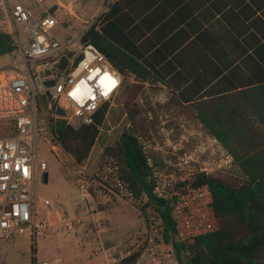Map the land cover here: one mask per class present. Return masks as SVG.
<instances>
[{
	"label": "built area",
	"instance_id": "1",
	"mask_svg": "<svg viewBox=\"0 0 264 264\" xmlns=\"http://www.w3.org/2000/svg\"><path fill=\"white\" fill-rule=\"evenodd\" d=\"M113 1L105 0L89 21L75 28L71 25L76 17L72 2L55 0L53 5L46 6V0H8L14 27L11 35L15 73L0 70V122L7 124L10 133L0 132V239L12 241L29 233L32 241H36L47 237L52 229L76 233L90 219L98 229L106 225L85 173L72 178L82 202V212L77 217L57 198L41 196L37 181L48 169L46 161L40 158L41 142L48 141L56 155L63 152L52 140L45 114L51 111L55 119L62 118L73 126V121L78 126L90 125L96 114L120 93L121 73L97 47L84 41L90 28H100ZM33 6L40 11L35 13ZM59 109L65 111L63 116L57 114ZM135 138L154 182V201L146 194L136 195L122 179L115 159L104 155L92 179L124 204L138 209L145 227L134 237L132 252L112 246L97 249V253L104 252L108 264H118L133 253L139 254L136 264H178L173 246L164 239L155 198L170 207L177 240L192 243L216 231L219 226L212 194L207 186H196L194 182L198 176H211L232 168L233 158L228 154L215 159L202 153L183 152L169 133L163 134L162 141L151 132L136 134ZM50 216L56 218L53 224ZM29 264L51 263L32 258Z\"/></svg>",
	"mask_w": 264,
	"mask_h": 264
},
{
	"label": "crops",
	"instance_id": "2",
	"mask_svg": "<svg viewBox=\"0 0 264 264\" xmlns=\"http://www.w3.org/2000/svg\"><path fill=\"white\" fill-rule=\"evenodd\" d=\"M116 1L106 11L113 12L106 23L110 38L150 68L154 83L183 105L264 80V0H123L119 6ZM78 174L49 197L73 217L82 212L80 191L72 183ZM100 198L107 221L102 229L90 219L76 233L52 229L36 241L29 233L0 239V263L29 264L37 258L51 264H108L97 249L118 246L132 252L134 237L145 227L141 213L116 199ZM55 220L50 216V223Z\"/></svg>",
	"mask_w": 264,
	"mask_h": 264
},
{
	"label": "trees",
	"instance_id": "3",
	"mask_svg": "<svg viewBox=\"0 0 264 264\" xmlns=\"http://www.w3.org/2000/svg\"><path fill=\"white\" fill-rule=\"evenodd\" d=\"M121 1L114 4L119 6ZM112 15L111 10L106 13L100 28H90L84 41L97 47L123 79H132L133 85L155 82L150 68L110 38L106 23ZM14 49L12 35L0 30V56H10ZM42 102L47 108L45 97ZM190 106L201 126L233 158L244 180L231 183L218 175L196 178L194 184L207 186L212 194L219 227L192 243L177 240L170 207L156 203L164 239L173 246L178 264H264V80L252 81L241 90L199 99ZM108 112L106 104L92 124L78 127L62 118H50L53 142L77 165H82L98 141ZM57 114L63 116L65 111L59 109ZM133 124L134 128L122 132L104 155L115 159L122 179L136 195L146 194L154 201V182L134 134L141 126L136 121ZM138 257V253H133L118 264H136Z\"/></svg>",
	"mask_w": 264,
	"mask_h": 264
},
{
	"label": "rangeland",
	"instance_id": "4",
	"mask_svg": "<svg viewBox=\"0 0 264 264\" xmlns=\"http://www.w3.org/2000/svg\"><path fill=\"white\" fill-rule=\"evenodd\" d=\"M72 2L73 12L76 17L71 21L75 28L81 27L98 11L105 0H62ZM55 0H46V6H51ZM35 13L40 11L38 6L32 7ZM13 25L9 17L8 0H0V30L11 34ZM13 55L0 56V70L7 74L15 73L12 67ZM40 116H44L40 112ZM46 119L53 117L48 111ZM54 118V117H53ZM134 118V119H133ZM141 126L134 134L153 133L155 138L162 141L164 133H169L175 144H180L182 151L186 153H202L207 157L215 159L224 158L225 150L212 138L195 118V112L191 106L183 105L168 89L158 83L149 82L145 84H132V79H123L122 88L116 99L109 105V112L105 117L100 135L88 159L82 165H77L74 160L68 157L63 151L56 155L50 150L49 142L42 141L40 144V158L47 163L48 179L44 177L37 181L38 193L43 197L57 196L58 193L71 182V176L76 173H85L84 177L89 181L91 195L98 201L100 208L104 211L100 196L119 199L92 179L94 172L101 166L105 149L113 147L124 131L132 130L134 122ZM76 127V122H72ZM7 124L0 122V132L3 135H10ZM165 158H169L165 156ZM162 161L161 158L158 159ZM80 166V167H79ZM215 175L224 178L231 183H238L244 180L238 168L219 171ZM124 204V203H123ZM126 206V204H125ZM128 206V205H127ZM132 207V206H130ZM136 209L135 207H132ZM137 219V217H136ZM5 264V262H1Z\"/></svg>",
	"mask_w": 264,
	"mask_h": 264
},
{
	"label": "water",
	"instance_id": "5",
	"mask_svg": "<svg viewBox=\"0 0 264 264\" xmlns=\"http://www.w3.org/2000/svg\"><path fill=\"white\" fill-rule=\"evenodd\" d=\"M43 177H44V181L46 182L47 181V179H48V175H47V173H45L44 175H43ZM155 201L159 204V205H161V206H165V201H163V200H161V199H156L155 198Z\"/></svg>",
	"mask_w": 264,
	"mask_h": 264
}]
</instances>
